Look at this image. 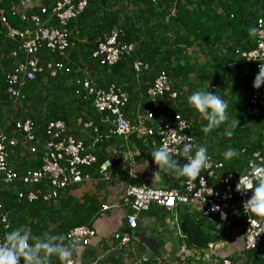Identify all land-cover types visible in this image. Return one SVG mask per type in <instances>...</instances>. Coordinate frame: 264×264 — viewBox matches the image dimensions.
I'll return each instance as SVG.
<instances>
[{"label":"trees","instance_id":"1","mask_svg":"<svg viewBox=\"0 0 264 264\" xmlns=\"http://www.w3.org/2000/svg\"><path fill=\"white\" fill-rule=\"evenodd\" d=\"M21 1L0 0V10L8 25L19 29L25 28L26 23L13 16L11 9ZM172 8L174 13H170ZM38 10L34 7L29 12ZM259 18L264 20V0H89L85 9L68 24L69 39L73 44L66 50L65 57L50 52L45 46L39 48L42 70L36 74L35 80L27 81L22 87V105L15 111L10 110L11 101L5 92L4 76L15 61L10 52L17 50L19 59H23L24 54L18 49L19 40L9 38L0 23V129L11 135L16 120L30 119L35 138L29 145L37 148L31 153L24 151L20 142L9 146V161L20 170L40 167L42 149L39 143L46 138L48 122L60 119L66 124V133L81 140L87 151L95 154L96 161L82 166L81 171L95 178L101 190L108 185L100 178L99 165L109 157L112 147L136 149L142 159L152 164L150 154L157 148L152 137L131 133L125 140L109 132L113 128L111 123L106 121L104 113L93 108L90 97L79 82L89 76L96 87L108 88L115 84L128 94L123 109L132 122L134 113L131 109L140 100L145 101V107L139 110L149 112L153 121L173 123L176 116L191 121L189 134L198 144L207 147L211 159L223 164L220 173L243 174L249 168L248 161L255 151L264 154V116L252 115L247 105L255 90L252 81L258 68L255 64L244 65L239 57L241 52L254 47L255 36L250 37L248 32L251 27H256ZM111 30L117 31L118 42L131 44L134 48L116 63L105 65L100 63V57L92 54L102 37ZM194 47L201 50L208 60L198 63L187 52L188 48ZM134 61L147 64V68L136 72ZM55 62H61L63 67L50 76L47 63ZM161 72L167 75L171 90L177 94L175 98L167 93L156 98L158 105L154 108L149 101L146 102L149 100L147 89ZM196 79L197 85L194 83ZM207 83V90L216 92L230 106L226 110L229 121L205 134L203 127L206 121L188 106L187 96L198 87L203 89ZM182 86L187 88L185 94L180 92ZM78 118L80 122L76 123ZM234 118L238 122L237 128L229 138L223 135V131ZM88 122L91 125L85 126ZM206 137L209 141L204 140ZM229 147L235 148L239 156L225 161L223 152ZM22 151L23 155L19 156ZM173 158L183 164L181 157ZM157 176L160 188L180 191H183L187 179L174 173L160 172ZM117 178L121 183L141 185L135 176L128 175L127 170L119 171ZM209 183L216 181L210 179ZM47 185L48 182L43 180L37 187L45 189ZM73 187L60 190L57 202L51 203L42 197L19 202L15 199L13 187L7 186L0 192V213L6 212L9 221L7 229L0 224L2 239L7 232L26 226L36 236L46 232L63 235L67 242L69 229L79 225L93 228V221L102 212L104 199L95 193L75 198L69 192ZM238 202L237 198L231 201L234 207H238ZM175 208L185 247L199 253H203L208 244L224 239L229 231L243 232L246 226L245 216L241 212L231 213L229 203L225 223H221L217 215L204 214L187 204L177 203ZM226 257L237 264H264V241L257 248L244 250L239 261ZM199 262L196 264H202ZM185 263L193 264L189 260ZM51 264H58L54 257ZM142 264L156 263L149 260Z\"/></svg>","mask_w":264,"mask_h":264},{"label":"built area","instance_id":"2","mask_svg":"<svg viewBox=\"0 0 264 264\" xmlns=\"http://www.w3.org/2000/svg\"><path fill=\"white\" fill-rule=\"evenodd\" d=\"M89 0H41L38 4L32 6L29 0H23L19 5L13 6L11 14L26 23L23 29L9 26L7 18L0 10V23L5 27L6 35L16 40L20 45L19 51L24 54L23 59L18 58L17 50L10 52L11 57L15 58L13 67L6 72L4 82L6 84L5 92L8 95L11 106L17 109L22 105L24 94L22 87L27 81H33L36 74L42 70L38 58L39 48L45 46L50 52L57 53L65 57L66 50L73 44L69 39L70 30L68 24L75 19L87 6ZM38 7L37 11L30 9ZM170 13H174L172 8ZM257 34L255 35L254 47L248 51L241 52L239 57L246 66L264 63V20L257 19ZM118 33L111 30L100 40L93 57H100L101 64L112 65L116 63L123 55L129 54L133 50L131 44H123L118 42ZM61 62L47 63L50 76L55 75L57 69H61ZM133 68L136 72L147 68V64L141 61H134ZM82 88L85 89L87 95L91 99L93 108L104 113L107 122L111 123L112 129L109 132L117 137L126 140L129 134L136 133L137 136L152 137L154 144L162 147L168 143L170 149L176 148L182 150V145L177 146L172 142L173 137H181L185 143L191 142L198 144L197 140L189 134L191 121L176 116L173 123L161 122L160 120H152V115L146 110L138 111L135 120L130 121L125 114L123 107L128 100V94L121 90L119 86L110 84L108 88L96 87L89 76L79 81ZM168 94L171 98L176 97V92L171 90V84L167 75L161 72L154 79L152 85L147 89L149 103L152 107H157L156 98ZM252 115L264 116V85L259 89H255L249 99ZM90 126L91 122L85 123ZM15 129L11 135L0 129V192L7 186L13 187L15 199L21 202L33 201L38 197H42L44 201L56 203L59 197V191L62 189L73 187L79 183H89L94 181L87 173H82V166H89L96 161L94 153L87 151L86 146L81 140L75 139L72 135L66 133L67 128L63 120H51L46 127V138L39 143L42 149L41 165L36 169L20 170L15 163L9 161V146H14L20 142L24 151L31 153L36 152V146L29 145L35 138L32 121L30 119H18L14 122ZM170 130L173 132L165 136ZM14 134H17L16 136ZM264 134V129H263ZM39 141H37L38 144ZM23 151L19 156L23 155ZM260 157H264L259 151ZM140 153L128 148L116 149L111 148L110 155L99 165L100 178L107 185H115L119 187L121 195L119 201L126 206L124 212V220L129 230H135L138 226V219L141 212L149 209L151 205L160 207L166 211L175 210L177 203L189 205L191 208L202 211L204 214L217 215L221 223L227 221L229 210L226 208L227 203L230 204V211L233 214L241 212L246 218V226L242 232L244 238V250L257 248L264 240V233L255 237L256 228L253 221L258 219L253 216H247L243 212L242 202L250 196V192L241 194L235 190V185L239 175L228 173L221 174L223 164L214 161L209 156L208 165L202 169L200 176L196 181L192 182L188 179L184 182V189H164L153 187L150 185H134L130 183H121L115 179L111 173L114 159L125 161L129 176L134 177L133 168L137 162ZM175 156V155H174ZM252 155L249 162L255 160ZM185 163L183 157L180 160ZM154 169L153 178L156 175L157 167L152 162ZM249 175H253L249 170ZM215 180L216 183H209V180ZM47 181L48 185L45 189L37 187L40 181ZM218 184V186H216ZM19 185V186H17ZM22 185V186H21ZM25 186V187H24ZM237 198L238 207H234L231 201ZM114 204H102V211L109 210ZM1 208V204H0ZM0 224L4 229L8 228L9 221L6 212L0 213ZM96 236L95 229L79 225L68 230L66 238L68 240L78 241L79 250L87 246L91 239ZM113 238L118 241L119 245H127L131 242L132 235L129 233L116 232ZM0 234V243H3ZM213 243L208 244L207 248H212ZM73 264L76 260L72 257ZM129 260L126 257V261ZM147 257L137 258L127 264H139L146 262ZM100 259L94 260L91 264H98ZM216 264H237L230 258L222 257Z\"/></svg>","mask_w":264,"mask_h":264},{"label":"crops","instance_id":"3","mask_svg":"<svg viewBox=\"0 0 264 264\" xmlns=\"http://www.w3.org/2000/svg\"><path fill=\"white\" fill-rule=\"evenodd\" d=\"M29 2L34 6L41 0H29ZM187 52L191 53L198 63L208 60L197 47L188 48ZM45 78H42L43 83ZM194 83L197 85V79ZM201 89L198 87V90ZM135 90L137 91V89ZM211 90L214 91L215 88L212 86ZM180 92L185 94L187 88L182 86ZM147 101L148 99H146ZM141 107H145V101L140 100L131 109L134 113V120ZM17 109L10 105V110ZM79 122L80 118L76 120V123ZM204 140L209 141L207 137ZM133 151L138 152L136 149ZM126 170L125 161L113 160L111 173L115 179H118L119 171L126 172ZM133 172L141 185H158L160 187L161 182L157 174L153 178V167L140 156L137 158ZM98 183L95 179L89 183H79L69 191L75 198H82L87 193H95L101 200L104 199L103 204H114L109 210L102 211L93 221L92 227L96 231V236L91 239L90 243L79 250H74L73 257L76 264H91L96 259H100L98 264H127L141 257H147V261L151 260L156 264H186L185 260H189L193 264L198 261L202 264H216L222 257L229 256L233 260L239 261L243 256L244 238L242 232L238 230L229 231L224 239L213 243V247L206 248L203 253L186 248L178 227L176 208L173 211H166L151 205L149 209L140 213L137 228L133 231L129 230L123 217L127 207L122 204L121 200L119 201L121 195L119 187L109 185L101 190L98 188ZM116 232L131 234V242L127 245H119L118 241L113 238ZM126 257L129 260L126 261Z\"/></svg>","mask_w":264,"mask_h":264},{"label":"clouds","instance_id":"4","mask_svg":"<svg viewBox=\"0 0 264 264\" xmlns=\"http://www.w3.org/2000/svg\"><path fill=\"white\" fill-rule=\"evenodd\" d=\"M257 28L251 27L248 35L254 37ZM264 85V63H259L258 72L252 81V88L259 89ZM208 83L202 90L193 91L187 96V104L194 109L199 116L206 121L203 127L205 134L217 129L221 124L229 121L226 110L229 103L216 92H210ZM237 120L234 118L227 123L223 135L231 137L237 128ZM173 132L170 130L165 136ZM172 142L177 146L182 145V150L170 149L168 143L156 148L151 154V159L160 172L174 173L179 177L187 178L194 182L200 176L202 169L206 168L209 161L208 149L203 144L185 143L181 137H173ZM183 157L186 161L182 165L173 156ZM239 156V152L232 147L223 152L225 161H231ZM255 160L249 162V168L239 175L235 190L241 194L251 193L242 202L243 212L249 217L258 219L253 221L257 229L255 237L264 233V157L259 153H253ZM249 170L253 175H249ZM78 247V241L65 242L63 235L44 233L36 236L29 227H18L6 233L4 242L0 243V264H51V258H55L58 264H73V252Z\"/></svg>","mask_w":264,"mask_h":264}]
</instances>
